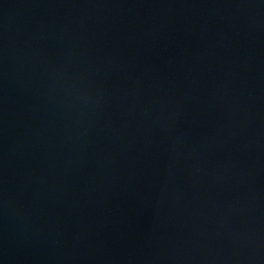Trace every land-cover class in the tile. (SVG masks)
Returning <instances> with one entry per match:
<instances>
[{"label":"water","instance_id":"95a60500","mask_svg":"<svg viewBox=\"0 0 264 264\" xmlns=\"http://www.w3.org/2000/svg\"><path fill=\"white\" fill-rule=\"evenodd\" d=\"M245 264H264V0H134Z\"/></svg>","mask_w":264,"mask_h":264}]
</instances>
